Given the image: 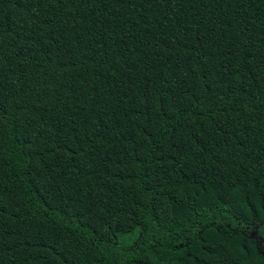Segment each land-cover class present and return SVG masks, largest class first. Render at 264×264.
<instances>
[{
  "label": "trees",
  "instance_id": "1",
  "mask_svg": "<svg viewBox=\"0 0 264 264\" xmlns=\"http://www.w3.org/2000/svg\"><path fill=\"white\" fill-rule=\"evenodd\" d=\"M0 112V264H264V0H0Z\"/></svg>",
  "mask_w": 264,
  "mask_h": 264
},
{
  "label": "snow or ice",
  "instance_id": "2",
  "mask_svg": "<svg viewBox=\"0 0 264 264\" xmlns=\"http://www.w3.org/2000/svg\"><path fill=\"white\" fill-rule=\"evenodd\" d=\"M230 68V65H225V71H227ZM3 118V113L0 112V119Z\"/></svg>",
  "mask_w": 264,
  "mask_h": 264
}]
</instances>
